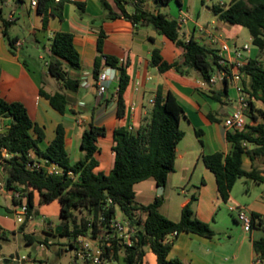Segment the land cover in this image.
<instances>
[{"label": "trees", "instance_id": "trees-1", "mask_svg": "<svg viewBox=\"0 0 264 264\" xmlns=\"http://www.w3.org/2000/svg\"><path fill=\"white\" fill-rule=\"evenodd\" d=\"M112 1L120 9V14H114L108 2L101 0L111 19L122 16L135 26L140 22L152 26L160 35L182 49L180 59L173 63L165 61L158 49L153 50L151 66L161 73L174 68L181 75L193 71L199 73L204 80H209L219 67V56L215 50L193 38L183 40L176 19H171L160 11L145 9L142 0ZM153 1L159 10L172 0ZM177 1L180 3V0ZM66 3L68 0H38L37 11L43 16V28L47 27L50 16L63 20ZM129 3L135 8L131 15L126 11ZM212 10L220 21L246 28L253 45L260 52L259 56L249 59L243 69V86L250 101L251 123L242 130L227 133V141L231 144L229 154L216 152L202 158L204 165L215 176L220 199L227 203L239 180L264 184L263 172L255 165L251 171L243 168L244 155L253 164L264 158V0H230L228 8L213 5ZM12 24V19L3 16L0 6V30L14 54L18 40L11 38L8 33ZM104 38L105 33L101 32L97 43L101 54L95 60L94 75L97 79L107 67L118 71V117H122L125 112L124 94L130 77L126 67L118 66L116 58L102 55ZM49 46L50 54L46 53L48 72L59 81L62 91L49 94L41 89L40 95L63 115L69 107L66 91L77 92L80 87V81L71 77L70 72L81 70V58L74 45V35L70 32H56ZM226 92L225 83L223 93ZM183 116L184 110L175 95L170 92L163 95L158 90L138 129H115L111 149L114 155L113 167L109 173H104L97 169L100 166L101 152L99 139L106 136V128L91 124L81 139L83 157L71 163L63 124L58 125L55 138L49 145L41 149L39 144L46 137L44 129L33 121L22 102H10L0 96V173L4 189L8 193L18 192L19 198L13 200L15 205H27L30 215L35 213L36 196L39 197V204L57 201L61 206L60 216L64 219L60 226L62 230L57 236L71 238L67 244L70 249H75L74 242L78 236H94L101 227H109L119 210L129 218L134 227L135 242L132 246H127L115 241L114 259L123 250L126 264H142L145 247L149 246L156 256L157 264H184L178 258H169L172 243L166 239L170 234L186 232L204 238L214 237L211 226L198 219L192 210L197 196L193 195L182 209L179 222L169 220L160 212L163 203L161 196L148 205L135 201L137 184L153 180L158 187H164L169 174L174 171L176 149L184 138V132L179 127ZM258 118L261 119L260 123L257 122ZM7 120L8 123L1 127V123ZM200 132L196 131L197 134ZM44 161L48 165H57L61 172L49 174L45 167L37 169L29 166ZM108 199L111 203H108ZM141 215L146 216L145 220H142ZM250 219L251 228L264 227L262 215L253 212ZM26 226V222L21 225L22 233ZM3 239H7V235L0 227V241ZM25 239L27 243L33 241L30 234H25ZM253 250L256 258L264 264V238L253 242Z\"/></svg>", "mask_w": 264, "mask_h": 264}, {"label": "crops", "instance_id": "crops-1", "mask_svg": "<svg viewBox=\"0 0 264 264\" xmlns=\"http://www.w3.org/2000/svg\"><path fill=\"white\" fill-rule=\"evenodd\" d=\"M106 1L114 14H120L112 0ZM142 1L145 9L158 11L153 0ZM3 3L11 7V13L6 19L11 18L13 24L8 28V33L12 32L18 23L15 14H19L20 10L26 11L28 33L34 42L35 52L39 59L45 60L46 70L35 71L21 55L24 43L20 47H15L13 54L0 30V96L10 102H22L33 121L44 129L46 137L39 144L40 148L45 149L49 145L55 138L58 125L63 124L66 132V149L71 163H75L83 157L80 149L83 133L91 124L104 127L107 133L105 137L99 139L101 152L97 171L109 173L114 161L111 149L115 129L119 127L138 129L148 114L150 101L157 91L161 90L163 95L172 93L184 110V116L179 123L184 138L177 146L174 171L169 174L162 195L156 192L158 186L153 181L150 186L152 197L144 205L161 196L163 203L160 212L169 220L179 222L182 209L190 202L191 197L196 195L197 201L192 205V210L198 219L211 226L214 237L204 238L186 232L175 237L168 236L167 241L172 243L169 258H178L184 264H253L256 259L253 242L264 238V227L246 229L238 221L237 216H233L234 212L231 213L232 217L228 216V210L230 206L243 207L249 215L254 212L264 217V184L241 179L225 203L220 199L214 174L202 160L205 155L216 152L227 155L231 151L227 133L232 131L225 128L223 120L234 109L235 88L227 84V92L223 93L225 86L223 82H218L213 87H203L201 85L203 78L193 71L181 75L172 68L161 73L156 67L151 66L153 50L158 49L165 61L173 63L180 59L182 49L160 35L152 26L141 22L135 26L122 16L111 19L101 0H68L64 7L63 20L50 16L46 28H43V16L38 13L37 7L31 6L32 0L29 6L20 0H6ZM189 3L190 0H180L178 3L176 20L181 13L188 16L187 23L183 25L185 30L181 26L183 40L193 38L215 50L218 56L217 46L212 45L210 41L212 35L221 36L239 46L247 43L238 42L241 30L229 28L230 24L218 19L212 10L215 3L207 9H198L195 15L191 13ZM204 4L203 0L202 5ZM134 10L131 3L126 5L129 15L133 14ZM210 15L211 21L204 20V17L208 19ZM60 31L74 35V45L81 58V70L70 72L71 77L80 81V87L77 92L66 91L69 107L63 115L54 110L49 101L40 95L41 89L49 94L62 91L61 84H56L48 78L50 76L47 68L48 58H45L50 49L51 39ZM101 32L105 33L102 55L116 58L118 66L126 67L130 77L129 86L124 94L125 112L122 117H118V102L115 96V88L118 86L117 70L116 79L108 91L104 95L97 91L94 66L96 58L101 54L97 49ZM228 32L235 39H226L225 34ZM11 38L24 42L19 35ZM250 39L252 41L251 36ZM255 55L257 53L250 52L248 58H254ZM257 122L260 123L261 119L258 118ZM7 123L8 120L3 121L1 127ZM197 130L201 131L200 134L196 133ZM254 165L264 176V158L253 164L247 155L243 156L244 170L251 171ZM176 190L178 196L173 198ZM172 201L174 205L171 204ZM221 202L227 208L222 209ZM37 205L35 200V208ZM14 207L11 194L0 188V219H10L9 215L13 214ZM38 212L39 210L36 213ZM140 217L142 220L146 218L145 215ZM14 260L18 258L12 257L8 260L0 256V264ZM113 264H126L123 250L119 251ZM142 264H157L156 256L149 246L145 247Z\"/></svg>", "mask_w": 264, "mask_h": 264}, {"label": "built area", "instance_id": "built-area-1", "mask_svg": "<svg viewBox=\"0 0 264 264\" xmlns=\"http://www.w3.org/2000/svg\"><path fill=\"white\" fill-rule=\"evenodd\" d=\"M59 1V0H57ZM210 2L212 0H205ZM216 6L221 8H228L230 0H217ZM31 6L37 7L38 0H32ZM11 19V18H10ZM188 21L186 13H181L177 22L181 28ZM203 30V28H201ZM212 45L217 46L219 52V67L209 80H202L201 85L209 88L215 86L218 82H224L228 85H232L236 91V97L234 100V109L224 118L223 123L226 129L229 131L242 130L249 123L250 118V101L244 91L243 86V69L246 66L249 58L248 54L251 52L250 46L246 44L237 45L235 42H229L221 36H210ZM23 44L21 41L15 43V47H20ZM105 60V59H104ZM116 70L107 67L101 71L96 79L97 91L100 95H104L111 83L116 79ZM119 92V85L115 88V96L117 98ZM151 105L153 100L150 101ZM133 130L132 127H129ZM31 168L45 167L49 174H55L61 172V169L55 164H49L44 161L43 163H32L29 165ZM0 188H4L3 180L0 179ZM12 199H18L19 193H10ZM108 203L111 200L108 199ZM15 204V203H14ZM229 210L236 213L237 219L241 222L246 229L251 226L250 215L243 207L230 206ZM14 218L20 225L33 219V215H30L27 205L18 204L15 205L13 210ZM46 218H43L45 221ZM135 235V229L131 225L129 218L121 214L119 219L116 214V218L112 220L109 227H101L100 231L96 235L78 236L74 242V261L75 264L79 262L85 264H113L114 263V242H121L127 246H132L135 242L133 237ZM177 232L170 234L169 236H177ZM167 240V239H166ZM16 264H20V259L14 260ZM253 264H261L260 260L256 258Z\"/></svg>", "mask_w": 264, "mask_h": 264}, {"label": "rangeland", "instance_id": "rangeland-1", "mask_svg": "<svg viewBox=\"0 0 264 264\" xmlns=\"http://www.w3.org/2000/svg\"><path fill=\"white\" fill-rule=\"evenodd\" d=\"M4 1L6 0H0V6L3 10V16L6 18L9 13H11V7L4 4ZM23 1L29 6L30 0ZM216 1L217 0H212L207 2L204 0L205 4L202 5L203 0H190L189 9L191 13L195 15L198 9H207L211 7L213 3H216ZM146 5L148 7V3ZM116 9L120 12V9L117 6ZM158 11L168 15L171 19H176L178 15V1L172 0L169 4L161 6ZM15 15L18 23L14 26L13 31L9 33L10 37L19 35L21 39L24 40V47L21 49L22 57L27 60L35 71H45V60L39 59L38 54H36L34 49V42L28 33L29 24L26 11L20 10L19 14ZM211 19V15L208 19L204 17V20L206 21H211ZM229 28H237L241 30L242 34L238 42H247L250 46L251 52L257 53L255 57L259 56L260 52L258 48L253 45L249 31L246 28L234 25H230ZM183 29L185 30L184 26ZM225 35L226 39H235L229 32ZM262 57H264V55H262ZM45 58L47 59V55H45ZM48 78L56 84H60L55 78L51 76ZM152 182L153 180H149L135 186V192L137 194L135 201L137 203H143L142 205H144L150 201V198L152 197L150 187ZM158 191L160 190L157 188L156 192L158 193ZM177 196L178 190H176V195L173 198H177ZM36 201L38 205L35 208V213H33V219L26 222L27 228L25 230V233L32 235V243H27L25 234L20 231L21 225L16 222L13 214L9 215L10 219L8 220L0 219V227L7 235V239L0 241V256H3L8 260H11L12 257L18 258L21 261L20 264H73L75 252L69 247L66 248L67 244L72 239L68 237H59L55 234L56 228L60 227L64 222V219L60 216V204L57 201L50 204H39L38 196H36ZM173 201L171 204L174 205ZM221 207L222 209L226 207L223 202H221ZM38 210L39 212L36 213ZM231 213L233 212L228 210L229 217H232ZM43 216L46 218L45 221H43ZM233 216H237L236 213H234ZM117 217L119 219L121 218V212L119 210L117 211ZM1 264H15V262H2ZM78 264L85 263L79 262Z\"/></svg>", "mask_w": 264, "mask_h": 264}, {"label": "water", "instance_id": "water-1", "mask_svg": "<svg viewBox=\"0 0 264 264\" xmlns=\"http://www.w3.org/2000/svg\"><path fill=\"white\" fill-rule=\"evenodd\" d=\"M48 53L50 54V49H48ZM158 189L160 190L158 191V195H161L163 191V187H158ZM61 230H62V227H57L55 234L58 235ZM141 237H142V234H141Z\"/></svg>", "mask_w": 264, "mask_h": 264}]
</instances>
